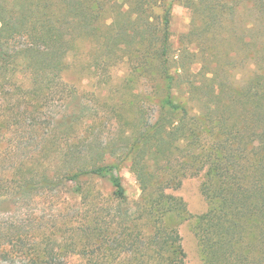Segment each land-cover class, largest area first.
I'll list each match as a JSON object with an SVG mask.
<instances>
[{
	"label": "trees",
	"instance_id": "16d2710c",
	"mask_svg": "<svg viewBox=\"0 0 264 264\" xmlns=\"http://www.w3.org/2000/svg\"><path fill=\"white\" fill-rule=\"evenodd\" d=\"M160 1L0 0V104L7 102L1 111L8 110L0 114V135L4 125L24 117L34 121L36 146L32 175L25 160L6 164L15 173L7 181L0 176V201L68 188L82 206L74 210L77 220L65 221L66 205L59 200L55 211L63 218L31 244L5 235L0 262L21 253L27 264H68L70 257L86 259L83 264H186L180 225L194 215L175 191L183 178L203 174L208 208L195 216L193 230L204 263L264 264V58L251 94L228 76L219 78L222 64L209 70L214 62L205 47L201 56L186 48L177 56L170 42L172 5ZM188 3L196 14L200 10L198 25L186 34L189 42L208 40L198 39L200 30L230 40L224 39L227 25L216 3ZM75 31L102 42L105 57L119 52L140 59L134 69L154 74L153 113L136 101L119 135L104 139L74 136V113L43 121L49 91H63L60 63ZM194 64L200 68L191 76ZM20 70L31 72L28 86L16 78ZM26 87L25 98L15 99ZM51 124L55 137L44 139ZM39 128L46 131L38 136ZM48 149L66 158L63 170H40ZM125 161L141 190L133 204L121 175ZM97 181H107L111 190L104 193Z\"/></svg>",
	"mask_w": 264,
	"mask_h": 264
},
{
	"label": "rangeland",
	"instance_id": "374dc122",
	"mask_svg": "<svg viewBox=\"0 0 264 264\" xmlns=\"http://www.w3.org/2000/svg\"><path fill=\"white\" fill-rule=\"evenodd\" d=\"M212 1L217 5L219 16L221 13L224 14L222 15L223 21L227 25V30L224 28L226 30L224 39L230 36L229 41L221 38L215 39L213 33L200 30L198 39L204 40L203 36L208 35V40L206 42H189L186 34L198 25L200 10L196 14L188 0L160 1L161 4L166 2L172 5L170 42L173 51L177 56L186 50L201 56L200 53L205 47L206 54H209L211 58L209 60L214 62L209 70L212 71L222 64L224 70H216L219 78L221 76V79L229 81L224 78V76H228L239 87H244L251 94H255L259 85L258 71L264 58V0ZM198 6L200 7V5ZM233 30L237 32L235 33L237 37L232 34ZM68 41L73 47L60 63L63 70L62 80H60L63 91L60 93L49 91L45 109L41 115L43 121L48 124L54 120L52 115L61 119L64 115L74 113L72 118L78 119L73 122L74 136L76 135L78 139L83 137L104 139L108 136L119 135L125 127L123 119L126 114L132 113L133 107L137 106L136 101L147 106V109L153 113V109L156 108V98L153 97L156 91L154 74L145 68L134 69L140 61L139 58L136 60V55L129 59V56L118 52L111 56L107 54L105 57L101 47L102 42H97L87 36L80 37V33L77 31L69 33ZM216 63L218 64L216 65ZM199 68L200 64L192 65L191 76L198 72ZM210 76L208 74L207 77ZM16 78L22 85L28 86L32 75L30 71L20 70L16 74ZM196 80H202V77L197 76ZM203 83L204 90L209 89L208 81L205 80ZM26 89L27 87L18 95H14L15 99L18 97L23 100L28 91ZM56 89L60 90L61 87H56ZM133 93L139 95L135 98ZM5 103L7 102L0 104V114L8 112V110L1 111V105ZM30 108L32 107H28L29 110ZM157 114H159L158 108ZM67 119L69 120V118ZM33 123V120L31 123L28 119L21 117V120L19 119L17 122L18 125L15 124L9 128L4 125L1 129L0 176L6 181L13 178L15 173L8 169L5 170L6 164H17L21 160H25V170L30 172L28 174H33L34 148H36ZM44 131L46 130L39 128L36 130V134L39 136ZM57 134L60 133L57 132ZM54 135L55 131L51 124L47 133L44 134V139L53 138ZM46 152L42 155L41 162L44 166L40 170L44 169L46 172L52 173L56 170H63L68 162L62 153L59 151L54 155V151L50 149ZM86 155L89 156L87 152H85ZM121 175L130 198V204H133V201L139 199L141 190L129 161L121 163ZM203 180V174L187 176L183 178L181 186L175 191V194L186 201L190 213L194 215L193 218L180 225L183 246L186 251V264H205L198 238L193 230L195 216L205 212L208 208V202L201 190ZM96 186L102 191L105 190L104 193L111 190L107 181H97ZM67 191L68 188H63L56 194L38 190L22 198H18L16 195L4 197V201H0V240H3L5 235H12L14 238L15 236L21 237L26 243L31 244L35 235L42 234L43 231H52L55 222L63 218L61 217L62 213L59 215L55 211L56 205L60 201L66 205L63 220L66 221L67 218L77 220L74 210L82 207L80 206L81 198L79 195ZM40 225L42 227H39ZM47 228L49 229L46 230ZM13 258L12 261H4L0 264H27L29 260L28 255L21 253ZM67 260L68 264L86 262V259L79 257H70Z\"/></svg>",
	"mask_w": 264,
	"mask_h": 264
}]
</instances>
